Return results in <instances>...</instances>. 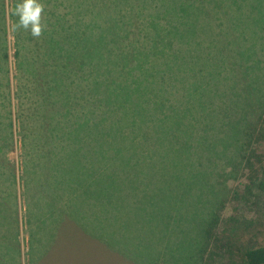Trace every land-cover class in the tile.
<instances>
[{
	"label": "rangeland",
	"instance_id": "1",
	"mask_svg": "<svg viewBox=\"0 0 264 264\" xmlns=\"http://www.w3.org/2000/svg\"><path fill=\"white\" fill-rule=\"evenodd\" d=\"M16 1L25 10L24 14L21 11L25 28L20 32L15 28L16 35L13 18L8 16L12 10L7 9V31L4 26L0 30V52L6 39L9 65L6 74L0 59V126L6 130L0 142H10L0 156L7 164L0 184L10 210L16 195L19 220L14 231L0 230V264H193L191 242L196 240L199 249L202 243L213 248L214 233L219 236L223 228L236 226V218L241 221L238 227L246 229L244 236L259 229L264 238V195L257 188L264 165V28L252 26L251 31V23L242 32L234 31L244 36L246 53L233 52L232 68L240 73L233 77L234 84L223 76L224 87L219 90L206 85L200 95L195 91L192 96L184 91L172 93L164 111L155 112L157 135V124L164 115L168 121L179 110L177 114L187 117V107L199 108L201 102L211 107L201 121L206 125L195 123L190 135L193 141L208 140L212 135L210 142L218 143L193 151L226 157L216 156L211 168L204 169L196 158L191 167L178 164L179 156L185 155L179 151L188 142L179 129H164L155 139L150 125L143 127L141 135H133V125L141 120L133 108L126 112L130 120L121 122L119 141L108 146L110 120L106 119L105 103L116 97L120 85L111 80V69L106 66L115 57L94 66L98 79L91 76L89 24L92 17L99 38L105 22L126 13L128 4L117 5L113 0ZM253 6H247L252 19L257 14ZM235 8L230 13L231 28ZM261 8L260 15L264 1ZM125 28L116 40L124 39L127 32L126 42L137 44L134 28ZM255 37L258 39L250 44ZM130 54L124 50L117 58L124 64ZM74 61L81 66L75 67ZM215 90L230 100H212V95L217 96ZM201 95L206 98H199ZM191 117L195 119V115ZM215 118L219 130L211 122ZM24 119L30 120L27 127L22 126ZM145 152V159L137 164L136 155L140 158ZM106 155L122 160L110 166L107 159L104 162ZM209 176L213 189L207 187ZM249 183L253 193L246 197ZM251 222L255 224L251 226ZM226 259L228 256L217 264H227Z\"/></svg>",
	"mask_w": 264,
	"mask_h": 264
},
{
	"label": "trees",
	"instance_id": "2",
	"mask_svg": "<svg viewBox=\"0 0 264 264\" xmlns=\"http://www.w3.org/2000/svg\"><path fill=\"white\" fill-rule=\"evenodd\" d=\"M246 1L248 2L246 3ZM263 1L264 0H113V3L117 5L128 4V10L123 15L107 20L99 38L97 37V24L91 17L89 27L91 30L90 43L92 45L90 44L89 69L91 68L92 70H90V74L94 79H98L99 71L93 69L94 66L105 64L112 59V57H115L113 62L107 63L106 66L111 69V80H115L120 85L116 97H109L105 103L106 119H108V121L110 120L109 126H107L108 124L106 123L108 146L111 148L115 146L117 140L119 141L120 138L117 136V133H122L121 131L124 127V125H121V122L124 123V119L130 120L127 117V113L133 108L138 113L137 119H141L139 125H133L135 129V132L132 133L133 135H141L143 127H148L150 125H153L152 135H155V139L162 134L164 129L166 132L179 129L183 133L188 142L183 144V149L179 151L180 154L185 152V155L179 156V158L182 159L181 162L178 163L179 165L191 167L193 163L192 158H196L199 164L203 168L205 167L204 169H208L211 168L216 156H220V158L224 159L226 157L225 154L214 156L196 154L198 149H206V146L204 147L203 145L208 144V146H212L218 143L217 141L210 142L212 135H209L208 140L202 139L200 141H193L191 139L190 134L194 132V128L197 127L196 124L200 125V127L206 125L205 122L201 123V121L204 119V113L211 109V107H204L201 102L199 103V108H197V106H195V108L187 107V114L189 115L187 117L177 114L180 112L179 110L173 113L168 121L167 116L164 115L159 124H157L159 127L157 135L155 132V112L164 111L166 100L172 93L175 94L178 92L181 94L184 91L188 96H192L193 91H195V93H199V90L204 92L203 89H205L204 87L206 85L208 87L211 85L219 90L224 87L222 80L223 76H226V79L229 80L231 84L235 83L233 77L235 75L240 76V73L232 68L235 60L233 52L236 54L244 52V54H246L241 40L244 36H238L237 32H242L244 27L251 23L249 30L251 29V31H253L252 26H257L259 30H263L264 11L261 13L262 15L258 14V12L261 11L258 8L259 6L261 8ZM248 5H255L252 7V10L257 12L254 19H252L250 11L247 12ZM233 6L236 7L237 16L234 18V24L231 22L233 24V28H231L229 27V21ZM7 9L10 11L12 10L9 12L10 14L8 16L13 18L14 31L16 32L15 28H18V32H20V30L23 31L25 26L21 11L24 14L25 10L23 4H20V2L16 0H0V21L3 23L4 20V24H0V30L3 31L5 28V32L7 31V15L5 13ZM255 12H253V14ZM130 16L132 17L131 19L129 18ZM126 26H132L134 28L135 34H137V39L134 41H137V44H132L130 41L126 42L125 38L129 36L127 32H124V39H121V41L116 40L120 34L119 32L127 29L125 28ZM204 35L209 39L207 42H205L204 37H202ZM260 38H262V36ZM17 39L19 40L18 37ZM257 39V37L252 39L250 44L253 45ZM5 40H2V44L5 45V48L3 52H0V59H2V69L7 74L9 65L7 64V40ZM142 41L145 42V44H139V42ZM113 46L115 48H113ZM128 46L129 48H127ZM124 50H128L129 53H131V57H129L124 64H121L117 55L122 54ZM244 54H241V56ZM17 56H20L19 50ZM73 63H75V67L81 66L79 61H74ZM122 67L126 69V72L121 73ZM199 74L202 75L199 77ZM241 74L243 75L242 70ZM211 77H213L212 80ZM168 80L169 83L167 82ZM130 81H132L133 85ZM174 89L175 92H172ZM217 90H215V95L217 96L212 95V100H214V98L215 100L218 99L221 101L223 98V102L230 100L227 99L226 96L220 95ZM198 95H200V93ZM199 98L205 99L206 97L201 95ZM114 99L116 100L113 101ZM230 103H232V101ZM228 105L229 103L226 106V112H228ZM218 109L219 105L215 111L218 112ZM223 109H225L224 106L220 108V111L223 112ZM113 115H116L118 119H113L111 117ZM192 115H195V119L191 117ZM216 120V118L212 119L211 122L214 124ZM163 121H165V123ZM29 122L30 120L27 119L22 120V126L27 127V123ZM143 122H145V124ZM1 123L2 121L0 118V124ZM214 125L216 126L215 128L219 130L220 127L216 124ZM126 128L130 129L131 127ZM5 131L6 130L0 126V140L4 138ZM28 137L30 138V136ZM9 143L10 142H0V156L6 153L5 151ZM231 147L234 146L232 145ZM194 148L198 149L193 151ZM225 150H228V148H225ZM145 155L146 152L144 155H141L140 158L136 155V163L140 164L141 161L145 159ZM198 156H203L204 158L202 159ZM106 159L108 160V164L113 166L118 165L122 157L106 155L104 157V162ZM262 167L263 170L257 182V188L260 190L261 194L264 195V165ZM115 172L116 171L109 176L111 177ZM5 173H7V164L0 159V174L5 177ZM200 176L201 174L199 175V180L201 181ZM211 178L212 176H209L207 187L213 189L214 184L209 182ZM251 180H253L252 176L250 178V181ZM109 181H111L110 178ZM250 183L245 190L246 197L253 193V187H250ZM1 188L0 184V230L10 229L14 231L15 222L19 220L16 209V195L15 201L13 202V209L10 210L8 209V204ZM256 203L257 201L255 200L253 204L256 205ZM253 224H255V222H251V226ZM211 225L212 222L207 225V227L210 228L208 233L212 231ZM235 225L236 226L229 230H227V227L223 228L220 235L226 234V237L222 236V238H220V235L218 236L215 233L214 235L212 234L215 240L213 248L211 245L210 247L206 245L202 246V243L199 249L197 241L193 240V242H191V258L193 264H217L219 259L226 256H228V259H226L227 264H264V238L261 237L262 232L259 233V229H253L248 232L247 236H244L243 232L246 229L238 227L241 225V221L238 218L235 219ZM246 228L248 229L247 226ZM16 230L18 231L17 227L15 228V231ZM223 264L226 263L223 262Z\"/></svg>",
	"mask_w": 264,
	"mask_h": 264
},
{
	"label": "clouds",
	"instance_id": "3",
	"mask_svg": "<svg viewBox=\"0 0 264 264\" xmlns=\"http://www.w3.org/2000/svg\"><path fill=\"white\" fill-rule=\"evenodd\" d=\"M31 19H33V15L31 16Z\"/></svg>",
	"mask_w": 264,
	"mask_h": 264
}]
</instances>
